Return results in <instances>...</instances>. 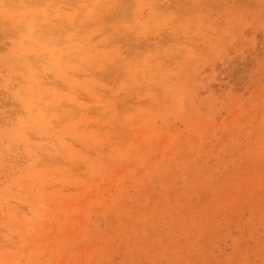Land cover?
Listing matches in <instances>:
<instances>
[{"label":"rangeland","instance_id":"374dc122","mask_svg":"<svg viewBox=\"0 0 264 264\" xmlns=\"http://www.w3.org/2000/svg\"><path fill=\"white\" fill-rule=\"evenodd\" d=\"M0 264H264V0H0Z\"/></svg>","mask_w":264,"mask_h":264},{"label":"bare ground","instance_id":"6f19581e","mask_svg":"<svg viewBox=\"0 0 264 264\" xmlns=\"http://www.w3.org/2000/svg\"><path fill=\"white\" fill-rule=\"evenodd\" d=\"M9 208V207H8ZM10 209V208H9Z\"/></svg>","mask_w":264,"mask_h":264}]
</instances>
